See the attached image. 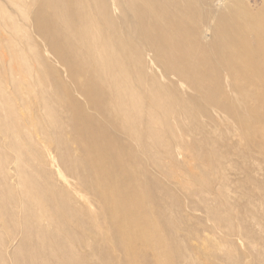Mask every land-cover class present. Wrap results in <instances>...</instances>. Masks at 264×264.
<instances>
[{"label": "rangeland", "instance_id": "obj_1", "mask_svg": "<svg viewBox=\"0 0 264 264\" xmlns=\"http://www.w3.org/2000/svg\"><path fill=\"white\" fill-rule=\"evenodd\" d=\"M263 49L264 0H0V264H264V82L225 67Z\"/></svg>", "mask_w": 264, "mask_h": 264}, {"label": "bare ground", "instance_id": "obj_2", "mask_svg": "<svg viewBox=\"0 0 264 264\" xmlns=\"http://www.w3.org/2000/svg\"><path fill=\"white\" fill-rule=\"evenodd\" d=\"M61 40H63V44H61L63 48H66V49L69 48V51H71L72 46L75 45L76 52H78V54L82 53L81 56H78V54H76V56H73L74 60L79 61L80 64L88 62V60L91 59L89 56H92L94 53H96L95 51L97 49L96 48L97 47V44H96L97 41L95 42L96 38L93 35H87L84 33L80 34V32H79V34L76 35V42H77L76 44H73L72 42L70 43L67 38L61 39ZM103 46L106 47L105 44H103ZM77 48H78V50H77ZM107 49H108V54L104 55L103 57L101 56L102 63L98 67V71H99L98 74L103 75V73H105V68L108 67L110 69V66L114 67V69H116L120 66V68H122L123 71H129V70H127L129 68L128 62H127V57L122 56L120 59V62H119V61H117L118 52L113 51L110 48V46H107ZM263 51H264V49H263ZM238 52H240V51H238ZM238 52H236V54L233 53V54H230L229 56H227V60L230 64L225 65V67H227L226 70L230 74H232L234 77H237L238 79H242L243 81L248 83L249 86H254V85H256V83H263L264 82V54H262V60L257 63V62L253 61L254 60L253 55H252V57H250V55L246 56V55H244L242 53H238ZM62 58H63V56H62ZM242 58H246L248 60V62L247 61H244V62L240 61V59H242ZM74 60L71 63H69L70 66H69L68 72L71 71V73H72V70H74L75 74L77 72L82 73L81 67ZM121 65H122V67H121ZM102 67H103V69H102ZM122 69H120L119 75L124 74V72L121 71ZM196 75H198L200 77H204V75H206V73L203 70H200L198 72V74H196ZM68 85H70V84H68ZM98 86L100 87V85H98ZM62 88L65 91V87L63 85H62ZM116 89L117 90H115L114 94H117V96H119L120 93L125 95V92L122 91V88L120 90H118V88L116 87ZM86 97H89V98H84V99L88 100L90 103H91V101H93L91 98V95L89 93L86 94ZM111 99H113V98L111 96L109 97V95H108V100H111ZM86 100L81 102L80 105L79 104L77 105L75 103V101H72V104L70 103L69 107H70V109H74L75 111L77 109L83 115L86 113L85 111L89 109L90 103H88V101H86ZM128 103L130 106H137L139 104L138 98L134 97V94H132L129 96ZM91 104H92V107H96L94 102H92ZM124 106H125V104L122 105L121 107H124ZM98 109H99V107H98ZM117 110L118 109L114 105L112 107L108 106V113L109 114L114 115ZM75 122H76L77 126L80 127V120L75 119ZM105 132H106L105 129L101 126V124H99L97 126V128L92 131V134L94 137L101 136L104 139V138H108L107 135H106L107 137L105 136ZM77 138L82 143V146L84 148V151L86 152L87 157H89L88 160H89V163L92 167V170H94V172L96 174H98L99 176H104L105 174H107V175L110 174V170H108V167L105 165V160L100 159V158L102 157L101 155H102L103 147L106 148L107 144H110L111 142H109V141L108 142H105V141L88 142V140L87 139L85 140V138L81 134H78ZM100 148H102V149H100ZM106 150H107V148H106ZM110 152L113 153V151H110ZM118 159L119 158H116L115 161H117ZM103 163L105 166L103 165ZM118 164H119V162H118ZM124 170H125V168H122L119 164L118 171L120 173H124ZM108 187L114 188V186H111L110 184L108 185ZM117 191H118V193L121 194V197H119L121 200L120 204H121L122 208H125V211H122V216L120 217L121 230H122L123 234H125V233H128V231L131 229V221H129V219H128L129 210H127L128 205L131 206L130 205L131 200H129L130 199L129 195H127L126 193H123L122 189L118 188ZM134 196L135 195H133V198H134ZM134 200L135 199H133V201ZM135 201H137V200H135ZM108 204L109 205L114 204L113 199L112 200L109 199ZM131 214H132V211H131ZM131 220L136 221L137 220L136 216H133Z\"/></svg>", "mask_w": 264, "mask_h": 264}]
</instances>
